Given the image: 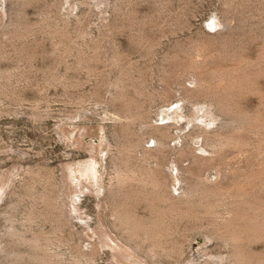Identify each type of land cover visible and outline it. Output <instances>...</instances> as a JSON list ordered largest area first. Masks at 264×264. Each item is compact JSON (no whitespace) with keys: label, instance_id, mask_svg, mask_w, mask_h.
I'll list each match as a JSON object with an SVG mask.
<instances>
[{"label":"rangeland","instance_id":"1","mask_svg":"<svg viewBox=\"0 0 264 264\" xmlns=\"http://www.w3.org/2000/svg\"><path fill=\"white\" fill-rule=\"evenodd\" d=\"M0 264H264V0H0Z\"/></svg>","mask_w":264,"mask_h":264},{"label":"bare ground","instance_id":"2","mask_svg":"<svg viewBox=\"0 0 264 264\" xmlns=\"http://www.w3.org/2000/svg\"><path fill=\"white\" fill-rule=\"evenodd\" d=\"M212 24V23H211ZM213 25V24H212ZM214 26V25H213ZM207 125V124H206ZM209 125H210V123H209ZM115 165V164H114ZM115 170H116V181L117 182H119V183H121V182H125L126 180H128L127 178H128V176H127V174H125V173H121V172H119L116 168H115ZM115 176H113V177H115ZM112 179V178H111ZM111 185V184H110ZM113 186H115V185H113ZM113 189V188H112ZM36 244V243H35ZM37 244H39V242H37ZM39 246V245H38ZM102 247H104V246H102ZM46 248H47V246H46ZM45 248V249H46ZM47 249H49V248H47ZM53 250V249H52ZM45 253H47V252H45ZM52 253V252H51ZM50 254V253H49ZM55 255V254H54ZM57 255H60V254H57ZM58 257V256H57ZM54 259V258H53ZM52 262V261H51ZM60 263V262H59Z\"/></svg>","mask_w":264,"mask_h":264}]
</instances>
